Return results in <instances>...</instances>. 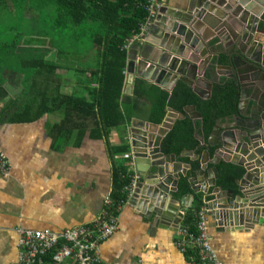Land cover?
I'll return each instance as SVG.
<instances>
[{"label":"crops","instance_id":"obj_1","mask_svg":"<svg viewBox=\"0 0 264 264\" xmlns=\"http://www.w3.org/2000/svg\"><path fill=\"white\" fill-rule=\"evenodd\" d=\"M259 2L263 4L264 0ZM161 4L166 11L172 9L186 14L190 0H161ZM219 12L220 16L225 17L221 10ZM263 14L259 17V23L254 24L257 30L255 34H259L261 39H264ZM22 17L32 23L38 20L37 13L27 9ZM194 26L196 35L207 45V55L212 56L215 80L230 79L227 77L229 70L223 68L225 65L215 66L213 61L218 57L224 61L232 53L234 42L231 30L226 25L219 27L213 16L204 14ZM160 28L161 24L156 22L147 34L153 37ZM11 33L14 34L5 30L0 38ZM1 40L0 85L5 96L0 98V153L5 157L9 171L6 176L0 173V264H13L17 253L18 229L57 233L87 224L102 215L111 191V148L128 147V153L115 156V162L120 163L128 158L129 177H140L137 189L144 185L142 173L148 166L145 161L137 164L132 159L127 130L131 121L151 123L146 113L148 103L142 99L137 111L133 112L130 106L124 105L127 112L124 113V125L99 138L96 116L87 114L85 117L78 109L68 110L61 98L90 101L94 97L98 76L93 73L99 68L100 56L91 45L53 46L48 38L35 34H24L15 46L10 47ZM130 48L126 50V65L128 55L132 53L128 54ZM124 74L123 94L126 96H132L136 80L166 92H170L177 82L172 84L171 81V88L168 89L134 73L131 89L127 93L126 66ZM209 79L210 74L205 72L192 88L201 98L207 93L206 82ZM245 102L244 113H252L250 98H246ZM40 110L43 113L36 119L11 120L20 115L34 117ZM176 115L167 110L162 123L156 125L154 136L165 137L169 131L167 126L170 129ZM230 118L219 120L215 132L207 138V146L214 147L222 135L220 132L234 125ZM162 139H154L155 146ZM246 153L241 150L233 155H238L237 158L243 162ZM181 156L195 158L190 152ZM175 161L181 165L180 177L184 176L189 171V165L177 157ZM168 166L169 169L175 167L173 163ZM194 178L203 190L207 182L201 184L200 177L195 174L189 179L190 189V181ZM244 186L247 190L252 188L249 182ZM211 191L212 188L205 193L191 189V194L185 195L189 198V207H179L182 219L172 212L164 213L160 218L158 214L149 216L147 205H123L118 212L117 230L98 247L97 255L102 264H192L175 245L177 231L186 210L193 208L194 195L200 193L206 197ZM173 193L169 194L177 207L185 196L176 200ZM238 195L239 191L233 193V196ZM206 232L212 249L223 264H264V219L260 218L255 224H243L241 228L220 226L212 212L207 210Z\"/></svg>","mask_w":264,"mask_h":264},{"label":"water","instance_id":"obj_2","mask_svg":"<svg viewBox=\"0 0 264 264\" xmlns=\"http://www.w3.org/2000/svg\"><path fill=\"white\" fill-rule=\"evenodd\" d=\"M189 5L186 14L159 9L145 34L131 45L125 90L129 93L134 73L168 89L171 88V81L172 84L181 81L194 89L204 73L208 72L211 79L206 82L207 93L202 97L208 99L212 85L217 82L213 77L215 67L211 65L212 56L206 53L207 45L196 35L194 23L204 14L213 16L219 27L226 25L231 30L234 42L232 53L221 64L218 57L213 65L224 64L223 68L229 70L227 77L234 79L239 88L237 113L230 118L234 125L220 132L222 135L214 143L215 155L211 160L207 149L200 158V168L195 175L200 177L201 184L207 182L203 190L195 178L190 184L195 192L205 193L212 188V200L206 203V209L212 212L220 226L241 228L243 224H255L260 218L264 219V39L255 34L254 25L259 23L264 3L260 4L259 0H190ZM219 10L225 17L220 16ZM156 22L161 24V28L152 37L147 33ZM246 98L253 103L252 113H244ZM172 113L177 114L174 121L184 118L182 113ZM183 113L192 120L201 119L194 106L185 107ZM218 123L219 120L210 135L215 132ZM155 128L156 125L131 121L127 130L132 159L137 164L145 161L148 166L141 172L144 174V187L136 188L131 204L138 207L147 205L149 216L158 214L160 218V215L163 217L164 213L172 212L182 219L179 207H189V198L183 197L175 207L169 194L176 191L181 165L176 163L174 154H163L160 144L155 146L153 140L164 137H155ZM241 150L247 152L243 162L237 158L238 155H233ZM185 153L188 151H182L181 155ZM220 161L241 165L245 169V174L237 181L240 195L233 196L232 191L215 187L218 173L215 167L206 170V166L207 163L215 166ZM169 163L175 167L169 169ZM246 182L251 189L245 188Z\"/></svg>","mask_w":264,"mask_h":264},{"label":"trees","instance_id":"obj_3","mask_svg":"<svg viewBox=\"0 0 264 264\" xmlns=\"http://www.w3.org/2000/svg\"><path fill=\"white\" fill-rule=\"evenodd\" d=\"M145 4L146 0H0V18L5 14L17 15L24 24L22 32H14L15 39L5 41L4 44L8 47L15 46L24 34H35L48 38L53 46L72 44L91 45L96 48L100 56V65L93 73L98 76L94 97H91L90 101L61 99L66 107H69L68 110L78 109L85 117L87 114L97 117L95 125L100 128L99 138L106 137L111 130L124 125L126 121L124 113H127L124 105L130 106L134 112L139 110L140 101L144 99L148 103L147 119L154 125L162 123L167 110L183 113L185 107L194 106L201 119L198 122L188 117L176 120L160 143L163 154H174L180 161L189 165V171L179 178L176 191L173 193V197L179 200L186 194H191L189 179L199 170L203 152L207 149L210 160L214 157L215 148L207 147V138L217 120L232 117L237 113L240 92L236 82L231 79L214 83L208 99L201 98L181 81H177L172 90L166 92L154 85L136 80L132 96L124 95L126 50L123 45L139 33V27L147 16ZM26 9L37 13L36 23L23 19L22 13ZM8 28V31H13V27ZM6 38L9 40L10 35ZM220 62L222 63L219 59L218 63ZM4 96L0 85V98ZM42 113L43 110H40L34 117L20 115L11 120L28 121L40 117ZM184 150L192 153L195 158L182 157L181 153ZM126 153H128L126 145L110 149L112 159L110 211H114L116 206L126 199L123 188L131 181L127 171L129 159L124 158L120 163L115 162V156ZM213 167L218 173L215 187L236 194L237 181L243 177L245 169L241 165L220 161L215 166L208 163L206 170ZM211 197L195 194L193 208L186 210L181 227L195 233L196 214ZM192 254V251H189L184 255L188 258ZM44 264H49V261L45 260Z\"/></svg>","mask_w":264,"mask_h":264},{"label":"built area","instance_id":"obj_4","mask_svg":"<svg viewBox=\"0 0 264 264\" xmlns=\"http://www.w3.org/2000/svg\"><path fill=\"white\" fill-rule=\"evenodd\" d=\"M161 6V0H146L145 21L140 25L139 33L123 45L125 50L145 34ZM165 125L167 126V123ZM167 128L169 130V125ZM8 171L9 165L0 153V173L6 176ZM139 180V176L131 178L130 183L123 188L126 199L121 201L114 211H110L111 202L108 200L102 215L87 224L57 233L49 230L18 229L17 253L13 264H44L45 260H48L49 264H102L97 255L98 247L117 230L118 212L123 205L131 203ZM205 204L196 214L195 233L180 226L175 245L183 254L192 251L193 254L188 256L192 264H223L212 249L206 232Z\"/></svg>","mask_w":264,"mask_h":264},{"label":"rangeland","instance_id":"obj_5","mask_svg":"<svg viewBox=\"0 0 264 264\" xmlns=\"http://www.w3.org/2000/svg\"><path fill=\"white\" fill-rule=\"evenodd\" d=\"M0 34L5 31V30H9L8 27H13V31L12 32H22V29L24 27L23 22L20 20V18L17 17V15H9V14H5L3 16H1L0 18ZM29 27V26H28ZM7 28V29H6ZM1 38L3 39V42L5 41H11L14 40V36L12 35V33L10 34V39L8 40V38L1 36Z\"/></svg>","mask_w":264,"mask_h":264}]
</instances>
